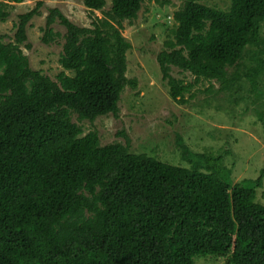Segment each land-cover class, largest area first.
I'll return each instance as SVG.
<instances>
[{"label":"trees","instance_id":"trees-1","mask_svg":"<svg viewBox=\"0 0 264 264\" xmlns=\"http://www.w3.org/2000/svg\"><path fill=\"white\" fill-rule=\"evenodd\" d=\"M24 1L1 0L0 22L8 3ZM44 1L18 15L13 40L0 36V264H192L204 256L264 264V167L233 182L227 150L195 153L179 138L188 166L173 165L127 144L100 145L96 131L71 121L117 117L125 87H137L126 77L131 46L121 31L143 0H111L107 11L105 0H82L102 14L89 27L49 9L40 41L63 40L55 81L21 50ZM165 36L156 62L172 101L186 104L194 84L214 80L234 105L256 104L263 121L264 0H229L224 9L185 0Z\"/></svg>","mask_w":264,"mask_h":264},{"label":"rangeland","instance_id":"rangeland-1","mask_svg":"<svg viewBox=\"0 0 264 264\" xmlns=\"http://www.w3.org/2000/svg\"><path fill=\"white\" fill-rule=\"evenodd\" d=\"M1 1V0H0ZM38 0H26L21 4L8 3L9 16L0 22V36L4 41L13 40L17 17L31 10ZM185 0H143L138 16L131 23L124 22L121 34L130 43L126 53V77L136 79L137 87H125L118 103V115L103 116L93 123L72 122L83 127L84 133L96 131L100 145L114 142L128 146L134 153H146L169 164H188L181 161L177 146L180 138L195 153L223 155L224 164L230 170L233 182L255 178L264 167V119L256 115L260 108L251 100L234 105L223 92H217L219 84L200 81L185 95L186 104L172 101L167 86L161 79L156 56L161 50L166 28L172 25V15ZM7 2V1H4ZM201 3L226 8L229 0H200ZM111 0H105L104 11ZM57 8L78 27H89L91 18H101V12L89 14L82 0H45L40 16L34 17L26 29L30 48L21 46L33 70H41L52 80L62 71L58 63L63 40L44 45L40 41L41 28L49 9ZM54 31L64 34L63 27L55 24ZM231 70V69H229ZM70 74L68 71H65ZM171 76L184 83H193L189 73L171 67ZM205 101L210 103L209 106ZM257 109V111H255ZM122 133V134H120ZM257 201L264 204V179L257 190ZM192 264H227L225 258L215 256L196 257Z\"/></svg>","mask_w":264,"mask_h":264}]
</instances>
